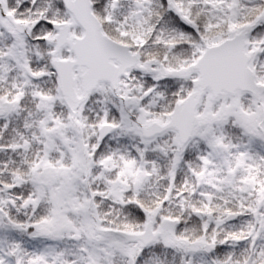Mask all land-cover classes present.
I'll list each match as a JSON object with an SVG mask.
<instances>
[{
	"label": "snow or ice",
	"instance_id": "snow-or-ice-1",
	"mask_svg": "<svg viewBox=\"0 0 264 264\" xmlns=\"http://www.w3.org/2000/svg\"><path fill=\"white\" fill-rule=\"evenodd\" d=\"M0 264H264V0H0Z\"/></svg>",
	"mask_w": 264,
	"mask_h": 264
}]
</instances>
